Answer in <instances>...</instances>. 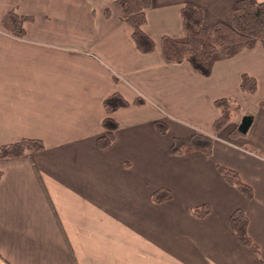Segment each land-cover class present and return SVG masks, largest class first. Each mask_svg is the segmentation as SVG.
<instances>
[{
	"label": "crops",
	"instance_id": "obj_1",
	"mask_svg": "<svg viewBox=\"0 0 264 264\" xmlns=\"http://www.w3.org/2000/svg\"><path fill=\"white\" fill-rule=\"evenodd\" d=\"M113 1L0 0V146L45 144L0 157V264H264L263 43L203 75L188 60L165 63L160 39L185 35V4L201 7L210 26L231 22L237 0H153L143 28L156 47L147 53ZM11 10L33 17L23 35L11 31ZM245 72L254 92L240 86ZM115 91L131 104L111 114L119 127L102 148L103 101ZM139 96L143 105L133 103ZM226 96L241 114L216 130L215 100ZM246 115L247 133L231 136ZM197 131L213 137L210 155L169 152L175 137ZM218 165L236 170L253 195ZM161 188L171 196L156 202ZM203 204L206 216L189 211ZM237 208L258 253L229 224Z\"/></svg>",
	"mask_w": 264,
	"mask_h": 264
},
{
	"label": "trees",
	"instance_id": "obj_2",
	"mask_svg": "<svg viewBox=\"0 0 264 264\" xmlns=\"http://www.w3.org/2000/svg\"><path fill=\"white\" fill-rule=\"evenodd\" d=\"M153 5V0H114L113 6L120 16L129 23L132 28V36L138 49L147 53L155 49V40L145 31L143 26L147 22V10ZM235 13L231 22L217 21L207 26L204 23V10L194 4L187 3L182 7V19L185 29L183 37H171L163 35L160 39V47L165 63H175L188 60L193 68L203 74L212 73L214 63L219 59L229 58L238 54L244 48H252L258 41L264 45V1L237 0L233 5ZM106 15L110 14L107 7ZM32 16L21 15L15 10L8 13L11 22V31L17 35L25 32V21L32 20ZM240 86L243 90L254 92L257 89V80L253 75L245 72L241 76ZM145 99L141 96L134 100V104L143 105ZM221 109L220 117L215 121V129L220 130L234 117L241 113V105L230 96L215 100ZM104 107L107 116L103 120L105 132L98 138L99 146H109L115 139V133L119 127L118 122L111 114L119 108L129 106V102L120 92L115 91L104 98ZM264 107V99L261 101ZM155 125L162 133L168 130L164 121L157 120ZM231 136L245 135L238 125L231 131ZM213 137L197 131L188 138L175 137L169 148L171 154H184L191 151H201L210 155L213 151ZM45 148L42 140L36 138H23L17 142L0 146V157H19L26 151H37ZM222 176L232 185L248 196L253 195V189L245 183L239 173L222 165H218ZM1 176V173H0ZM171 193L166 189H159L152 195L153 200L160 202L168 199ZM189 211L198 217L206 216L210 211L208 204L195 206ZM229 224L235 232L238 240L259 252L257 243L248 233V217L245 211L237 208L229 217Z\"/></svg>",
	"mask_w": 264,
	"mask_h": 264
},
{
	"label": "water",
	"instance_id": "obj_3",
	"mask_svg": "<svg viewBox=\"0 0 264 264\" xmlns=\"http://www.w3.org/2000/svg\"><path fill=\"white\" fill-rule=\"evenodd\" d=\"M252 121H253V117L251 115L244 116L238 125L239 130L242 133H247L249 127L251 126Z\"/></svg>",
	"mask_w": 264,
	"mask_h": 264
},
{
	"label": "rangeland",
	"instance_id": "obj_4",
	"mask_svg": "<svg viewBox=\"0 0 264 264\" xmlns=\"http://www.w3.org/2000/svg\"><path fill=\"white\" fill-rule=\"evenodd\" d=\"M240 114H241V113H240ZM240 114H239V115H240ZM235 117H238V116H234L233 118L235 119ZM239 118H240V117H239ZM239 118H237V120H238V122H239V121L241 122V119H239ZM238 124H239V123H238ZM238 124H237V125H238ZM230 126H231V125H230ZM233 126H234V124H233ZM233 129H234V128H233Z\"/></svg>",
	"mask_w": 264,
	"mask_h": 264
}]
</instances>
